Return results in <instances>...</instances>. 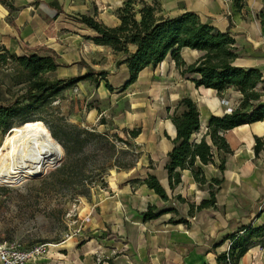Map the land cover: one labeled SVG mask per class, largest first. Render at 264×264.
Returning <instances> with one entry per match:
<instances>
[{
  "label": "rangeland",
  "instance_id": "1",
  "mask_svg": "<svg viewBox=\"0 0 264 264\" xmlns=\"http://www.w3.org/2000/svg\"><path fill=\"white\" fill-rule=\"evenodd\" d=\"M29 1L30 6H19L21 0H1L8 10V21L19 15L20 8L24 9L23 17L29 7L39 15L52 14L45 5ZM39 1L65 3L70 23L58 32L68 34H43L44 29L38 27L40 34L0 36V43L15 46L16 40L19 48L15 54L1 51L4 46L0 45V54L56 55L57 68L44 75L48 79L94 74L31 116L41 119L63 156L40 177L16 186L0 185V240L23 250L48 244L46 254L29 264H189V249L194 242L200 243V237L225 239L223 246L215 248L217 257L230 248L231 237L238 234L231 233L236 224L260 226L264 221V150L257 160L249 159L246 152V157L236 162L218 156L212 164L196 165L201 172L198 180L191 170H185L180 171L179 185L171 188L169 184L165 166L172 140L167 135L175 134L169 115L187 94L201 111L204 96L186 87L190 78L196 77L181 75L168 58L141 71L133 84H123L126 72L116 63L135 51V37L164 18L159 0ZM81 15L92 18L115 41L97 43L102 37L76 21ZM12 29L15 31V26ZM180 56L190 60L184 51ZM99 72L108 74L102 77ZM16 74L10 60L0 64V104L25 92L23 84L14 83ZM178 91L186 95H175ZM228 98L232 100V95ZM208 104L214 108L217 103L208 100ZM19 125L21 120L14 119L9 128L0 130V146L11 128ZM132 132L137 135L132 136ZM199 135L192 141L197 142ZM66 145L71 150L69 158ZM67 161L79 162L59 172ZM222 162L225 172L219 170ZM154 176L167 194L165 201L146 184ZM212 196L215 203L201 208ZM256 207L261 210L259 219ZM145 214L154 218L145 221ZM248 251L254 255L243 264H264V238L250 239ZM212 261L207 259L203 264ZM227 264L234 263L229 260Z\"/></svg>",
  "mask_w": 264,
  "mask_h": 264
},
{
  "label": "trees",
  "instance_id": "2",
  "mask_svg": "<svg viewBox=\"0 0 264 264\" xmlns=\"http://www.w3.org/2000/svg\"><path fill=\"white\" fill-rule=\"evenodd\" d=\"M75 19L102 37L101 40H96L97 43L107 45L115 41V38L106 35L108 33L102 32L92 18L81 15ZM134 44L136 45L135 51L116 63L118 68H124L126 72V79L123 83L126 84L125 87L133 84L141 71L149 67H157L170 56L181 75L190 74L196 77L194 80L196 86L212 89L218 93L228 88H235L242 96L238 107L230 114L223 117H210L206 134L197 142L192 141L193 136L200 130L199 112L196 105L189 98H182L179 101L172 114L169 115L176 131V137L171 141V149L166 156L165 166L171 188L180 184V171L191 170L195 179L198 180L201 172L196 165L205 166L213 163L212 148L224 154L230 153L223 136L224 132L242 125L264 121V102L261 100L263 94L256 90L257 86L262 83V75L256 69H244L233 65L238 55L234 46L235 40L230 34L216 32L211 26L201 24L195 14L184 13L154 22L144 35L134 38ZM184 49L197 51L200 56L194 63L187 65L180 56ZM2 53L0 64H5L10 60L17 71L14 83L23 84L25 89L20 97L9 103L0 104V130L2 131L9 128L14 119L19 118L22 124L41 121L39 118L31 117L39 107L76 83L91 79L94 74L91 71L89 75L82 77L48 79L44 75L56 70V55L44 56L38 53H28L15 56L5 51ZM107 74L106 72L97 73L102 77ZM108 89L112 91L113 86L109 84ZM136 135V132H132V136ZM53 137L57 139L54 134ZM64 149L69 158L70 147L66 145ZM262 149V144L256 138L254 146L256 157ZM79 161H67L58 171L65 172ZM194 168L197 170L194 171ZM219 170L221 172L225 170L223 162ZM200 181L205 183L203 178ZM213 181L219 183L217 179ZM146 184L161 200H167V194L155 176L151 177ZM213 203H215V198L212 196L210 202H203L200 207L206 208ZM143 217L145 221L154 218L150 214H145ZM240 232L238 236L231 237L228 252L217 256V264H227L229 260L236 264L246 254L250 239L264 238V223L256 228L243 227Z\"/></svg>",
  "mask_w": 264,
  "mask_h": 264
},
{
  "label": "crops",
  "instance_id": "3",
  "mask_svg": "<svg viewBox=\"0 0 264 264\" xmlns=\"http://www.w3.org/2000/svg\"><path fill=\"white\" fill-rule=\"evenodd\" d=\"M21 1L22 2L19 6H30L29 0ZM36 1L39 2V4L45 5L46 9L51 11L52 14L39 15L34 13L35 10L31 12L29 7L28 14H25L23 17L24 9L20 8L19 15L14 17L13 20H10L11 22H9L7 19L8 10L0 0V36L25 33L40 34L37 31L38 27L44 29L43 34H68L64 31L58 32L59 28L66 29L65 25L69 22V19L65 14V3L60 2L58 5H55V2L53 4L52 2ZM159 2L163 7V19L173 18L184 13H193L197 16L201 24L211 26L216 32L230 34L235 40L234 46L238 55L233 65L244 69H256L261 73L262 83L257 86L256 90L263 94L261 100L264 102V0H159ZM11 4L15 5L13 3ZM33 7H35V5ZM47 21H52L53 25L49 24ZM11 23L13 25H10ZM13 26L16 28L15 31L12 29ZM45 30H47V32ZM13 42L15 43V46H13L12 43L6 44L1 42L0 45L4 46L1 50H7L8 52L16 54L18 44L16 40H13ZM7 45L12 46L8 47ZM183 51L189 55V61L182 58L187 65L194 63L200 56V53L197 51L184 49L181 52L183 53ZM168 58L171 60L169 56L163 62L167 61ZM195 79L196 78H190V82L187 81L190 83V86L188 85L186 87L189 90H193L195 93H200L204 96L203 107L201 111L198 110L200 130L196 135H199L201 130H204V132L199 135L197 139V141H199L208 130L210 117H223L230 114L238 107L242 96L235 88H228L222 93H218L212 89L198 87L194 84ZM189 92L191 93V91ZM175 95L186 94L182 91H178V94L176 93ZM229 95H232V100L228 98ZM186 97L189 98L188 94ZM208 100L217 103L216 106L211 108L208 104ZM202 110H204V114ZM223 136L228 144L230 153L224 154L221 151H217L215 148H212L214 155L213 163L217 161H215V159L218 156H227V162L229 159L232 162L242 161L246 157L244 155L245 152L247 153V157H249V159L257 160L264 150V121L236 127L232 130L224 132ZM167 137L172 140L173 136L167 135ZM193 137H195V135ZM256 138L259 139L263 147L257 157L254 154ZM207 141L210 144V140L208 138ZM169 147L171 148V145ZM232 175V177H238L236 173H232ZM259 209L260 208L258 207L255 209V212L258 213V219L261 216V210ZM236 222L238 223V221ZM263 223L264 221L261 225ZM243 227H245L244 224L241 226L236 224L235 230L231 231V233L235 232L240 234V230ZM238 234H236V236H238ZM223 242H226L225 239L217 238L215 235L200 237V243L194 242V246L189 249V264H199L200 261L204 259L202 260L203 264L207 259L211 260V258L213 260L212 264H217V257L214 256L216 251L215 248L223 246ZM228 250L227 246L224 253L228 252ZM253 255L254 253L248 251L246 255L242 257L239 264H243L245 258ZM50 257V259H54L52 256Z\"/></svg>",
  "mask_w": 264,
  "mask_h": 264
},
{
  "label": "bare ground",
  "instance_id": "4",
  "mask_svg": "<svg viewBox=\"0 0 264 264\" xmlns=\"http://www.w3.org/2000/svg\"><path fill=\"white\" fill-rule=\"evenodd\" d=\"M62 156L61 146L41 121L14 126L0 146V185L16 186L40 177Z\"/></svg>",
  "mask_w": 264,
  "mask_h": 264
},
{
  "label": "built area",
  "instance_id": "5",
  "mask_svg": "<svg viewBox=\"0 0 264 264\" xmlns=\"http://www.w3.org/2000/svg\"><path fill=\"white\" fill-rule=\"evenodd\" d=\"M48 250V244L23 250L0 240V264H29L46 254ZM241 260L242 258L239 259V261Z\"/></svg>",
  "mask_w": 264,
  "mask_h": 264
},
{
  "label": "water",
  "instance_id": "6",
  "mask_svg": "<svg viewBox=\"0 0 264 264\" xmlns=\"http://www.w3.org/2000/svg\"><path fill=\"white\" fill-rule=\"evenodd\" d=\"M170 123H171V121H169ZM172 124V123H171ZM172 126H173V124H172ZM173 129H174V136L172 137V140H174L175 139V137H176V131H175V127L173 126Z\"/></svg>",
  "mask_w": 264,
  "mask_h": 264
}]
</instances>
